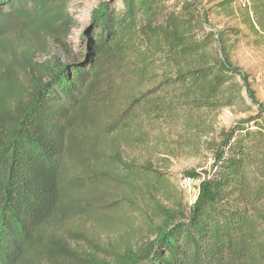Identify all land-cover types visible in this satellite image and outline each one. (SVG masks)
<instances>
[{
	"label": "trees",
	"instance_id": "trees-1",
	"mask_svg": "<svg viewBox=\"0 0 264 264\" xmlns=\"http://www.w3.org/2000/svg\"><path fill=\"white\" fill-rule=\"evenodd\" d=\"M76 1L0 0V264H264V54L234 60L262 48L264 0L103 1L71 49ZM27 24L53 42L43 61L9 40ZM243 103L258 113L222 134L204 178L187 173L191 203L168 172L125 160L157 120ZM75 215L130 241L112 262L82 252Z\"/></svg>",
	"mask_w": 264,
	"mask_h": 264
},
{
	"label": "rangeland",
	"instance_id": "rangeland-1",
	"mask_svg": "<svg viewBox=\"0 0 264 264\" xmlns=\"http://www.w3.org/2000/svg\"><path fill=\"white\" fill-rule=\"evenodd\" d=\"M103 1L107 0H80L71 8L75 20L73 34L68 38V46L71 49L77 45L81 36L87 33L90 14ZM36 37L35 30L29 24L19 25L11 34L9 40L16 46L20 59L28 57L33 62L43 61L48 58L45 52L55 50L51 40L40 42ZM262 54L264 44L261 49L246 48L236 53L234 60L246 70L259 65L263 59ZM52 58L63 57L52 55ZM261 74L255 79V83L260 86L258 99L264 105V74ZM256 110L255 106L249 108L243 103L219 110L192 112L186 119H160L155 121L154 127L148 131L145 146L129 149L125 145L122 147V153L128 162H151L153 167L168 172L175 184L181 175L191 171L203 174L204 178L205 172L210 170L213 163L212 149L222 134L232 127L235 121L256 115ZM200 183L198 180L190 193L185 192L187 203L196 198ZM143 216L141 209L131 207L128 212V220L132 221L133 226ZM109 224V220L99 224L75 215L68 223L67 237L78 250L94 253L98 258L112 262L115 252L121 253L124 245L130 240L124 232L128 227L124 226L118 235H114V228ZM131 243H136V240L132 239Z\"/></svg>",
	"mask_w": 264,
	"mask_h": 264
},
{
	"label": "built area",
	"instance_id": "built-area-1",
	"mask_svg": "<svg viewBox=\"0 0 264 264\" xmlns=\"http://www.w3.org/2000/svg\"><path fill=\"white\" fill-rule=\"evenodd\" d=\"M244 1H248V0H244ZM197 182L198 179H196L193 175L185 174L179 177L176 185L179 190H182L184 192L187 191L188 193H190L193 190V188L196 186Z\"/></svg>",
	"mask_w": 264,
	"mask_h": 264
}]
</instances>
